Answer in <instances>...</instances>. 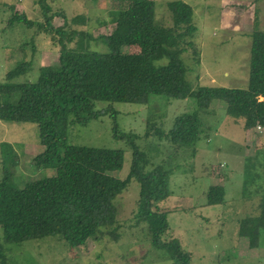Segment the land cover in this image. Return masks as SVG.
Masks as SVG:
<instances>
[{"label":"trees","instance_id":"1","mask_svg":"<svg viewBox=\"0 0 264 264\" xmlns=\"http://www.w3.org/2000/svg\"><path fill=\"white\" fill-rule=\"evenodd\" d=\"M52 1L36 0L45 24L32 21L25 13H15L9 20L10 27H37L59 51L58 64L41 67L36 82L14 83L33 70V62L24 61L0 83V122L38 125L44 152L34 160L35 166L39 170L53 168L55 173L16 188L18 153L10 145H1L0 264H7L3 248L7 244L57 238L76 250L106 237L118 242L121 233L117 200L133 181L141 186L137 224L147 225L153 247L165 252L174 264H191V255L182 243L166 239L171 230L169 212L158 206L171 196L173 171L164 170L161 164L147 170L150 162L137 146V136L120 131L113 104L147 105L153 96L194 98L199 109L206 112L214 101H219L226 105L229 117L236 122L243 120L246 131L264 128V32L252 34L247 88H194L189 80L193 69L186 64L185 55L192 50L195 64L200 65V53L194 42L198 32L195 11L188 3L167 2L168 24L157 18L155 0H119L123 6L116 11L113 31L95 38L78 30L87 25L86 17L69 18L64 11L53 9ZM57 18L63 20L60 27L54 25ZM92 43L102 49L93 50ZM31 45L35 51L34 40ZM129 47H137L140 52H124ZM99 102L109 106L98 110ZM105 115L115 120L114 137L133 152L131 170L125 179L114 175L124 168V150L69 143L72 126L87 125ZM203 132L196 112L178 116L169 132L156 128L146 137L156 135L166 141L176 156L190 150L195 157ZM225 196L224 187H211L206 206L224 204ZM258 211L257 216L240 221L239 236L249 239L251 249L260 247L264 233V193Z\"/></svg>","mask_w":264,"mask_h":264},{"label":"rangeland","instance_id":"2","mask_svg":"<svg viewBox=\"0 0 264 264\" xmlns=\"http://www.w3.org/2000/svg\"><path fill=\"white\" fill-rule=\"evenodd\" d=\"M157 18L170 23L167 2L155 0ZM194 8L198 27L194 38L200 53V65L190 50L185 57L193 71L189 80L194 88L201 86L247 88L249 83L252 34L264 32V0H183ZM52 8L64 11L69 18L84 16L86 26H79L95 38L109 35L114 28L119 0H53ZM14 8L12 11L11 9ZM25 13L29 19L45 24L36 0H0V83L6 74L21 62H33V70L14 83L36 82L41 67L58 64L59 51L50 37L38 28L28 29L22 24L10 27V17ZM63 20L54 21L60 27ZM35 41V51L31 42ZM93 50L102 49L92 43ZM124 52L138 54L137 47ZM99 102L98 110L108 107ZM120 131L137 136V146L149 160L147 170L163 166L173 171L170 181L171 196L159 203L168 211L171 230L167 240L177 239L191 255V264H264V233L261 248L251 249L249 239H240V221L253 217L259 194L264 189V130L244 129L243 120L236 122L227 115L226 105L214 101L208 111L199 109L194 98L186 100L153 96L147 105L114 103ZM198 113L203 134L197 154L190 150L176 156L166 141H160L155 129L169 132L178 116ZM149 125V127H148ZM115 120L101 116L87 125H74L69 130V143L125 151V164L114 175L125 179L131 170L133 152L114 137ZM152 126V128H151ZM1 145H10L18 153L14 185L22 189L28 183L52 176L53 168L37 169L34 160L44 152L40 131L36 124L0 122V179L3 164ZM171 148V150H170ZM211 187H224L225 203L206 206V195ZM141 186L133 181L118 198V225L121 239L109 237L90 241L81 249L71 250L57 238L35 240L23 244L3 246L7 264H174L151 243L146 224H137L138 200ZM258 202V201H257ZM3 232L0 229V245Z\"/></svg>","mask_w":264,"mask_h":264},{"label":"crops","instance_id":"3","mask_svg":"<svg viewBox=\"0 0 264 264\" xmlns=\"http://www.w3.org/2000/svg\"><path fill=\"white\" fill-rule=\"evenodd\" d=\"M258 129V128H257ZM264 130V128H262V130H258V131H260L261 133H262V131ZM252 131V130H251ZM251 131H249V132H251ZM263 193H264V189L262 190V192L259 194V197H258V202L256 201V204H255V207H254V213H256L254 216H257L258 215V213H259V211H258V205H259V203H260V200H261V196L263 195ZM238 236H239V231H238ZM262 236H263V234H262ZM240 237V236H239ZM242 237H240V239H241ZM242 239H245V238H242ZM262 240V239H261ZM250 244V243H249ZM259 248H261V243H260V247H258L257 249H259Z\"/></svg>","mask_w":264,"mask_h":264},{"label":"built area","instance_id":"4","mask_svg":"<svg viewBox=\"0 0 264 264\" xmlns=\"http://www.w3.org/2000/svg\"><path fill=\"white\" fill-rule=\"evenodd\" d=\"M258 130H262V127H258Z\"/></svg>","mask_w":264,"mask_h":264}]
</instances>
